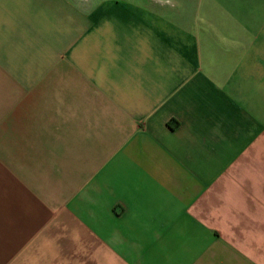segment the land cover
Masks as SVG:
<instances>
[{"label": "crops", "instance_id": "0c3cea01", "mask_svg": "<svg viewBox=\"0 0 264 264\" xmlns=\"http://www.w3.org/2000/svg\"><path fill=\"white\" fill-rule=\"evenodd\" d=\"M35 1L0 0V264H264V0L71 36L49 0L42 38Z\"/></svg>", "mask_w": 264, "mask_h": 264}, {"label": "rangeland", "instance_id": "374dc122", "mask_svg": "<svg viewBox=\"0 0 264 264\" xmlns=\"http://www.w3.org/2000/svg\"><path fill=\"white\" fill-rule=\"evenodd\" d=\"M31 3V7L34 5L33 0H29ZM42 1L41 7L38 8L35 6V13H36V20H37V12H38V22L39 29L41 32V37H44L45 33H47L48 29L49 32L53 31L54 28V12L50 10V2L49 0H39V4ZM55 5L57 6H67V35L71 36L74 35L78 29L83 27V24L86 22H90L93 20L91 19V16L95 15L94 10L97 12L98 7H101L102 5L108 6L110 1L113 2V0H54ZM37 3V0L35 1V4ZM96 5V7H95ZM61 10H64L60 8ZM55 14H57L55 12ZM87 19V20H86ZM82 24L79 21H84ZM113 21L114 19L111 17H105V15H100V19L96 20V23L92 27L90 31H87L83 37L89 38V39H105V40H113L117 38V33L113 29ZM79 22V23H78ZM100 23H103V25H99ZM85 26V25H84ZM79 32V31H78ZM40 35V34H39ZM81 36V35H79ZM143 36V35H141ZM77 37V33H76ZM66 48V46H65ZM4 128L2 127V131L0 133V136L3 135ZM3 141H0V148L3 144Z\"/></svg>", "mask_w": 264, "mask_h": 264}]
</instances>
